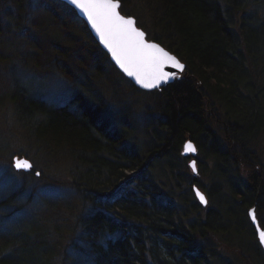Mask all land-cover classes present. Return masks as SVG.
Listing matches in <instances>:
<instances>
[{
	"label": "trees",
	"instance_id": "16d2710c",
	"mask_svg": "<svg viewBox=\"0 0 264 264\" xmlns=\"http://www.w3.org/2000/svg\"><path fill=\"white\" fill-rule=\"evenodd\" d=\"M52 1L54 5L66 7L58 0ZM150 1L159 9L160 33L149 37L159 40L187 63L184 74L155 91L160 95L158 104L164 120L162 127L154 132L153 146L134 147L130 130L104 117L100 105H94L87 96L77 102L78 110L56 106L31 97L14 77L13 90L7 95L20 121L37 142L44 144L46 151L65 150L75 159L77 176L73 184L81 200L87 199L92 205L97 196L102 197L113 211L105 212L98 203L99 206L92 205L94 209L82 217V223L88 221L87 243L82 248L83 259L88 264H210L204 260L206 255L202 250L194 251L196 245L192 244V238L196 225L183 222L181 215L186 214L185 210L163 191L160 181L144 180L146 176L139 175L132 181L139 182L142 191H129L131 194L126 195L105 193L116 188L129 170H145L156 162L174 170L188 138L202 152V145L209 146L208 153L221 171L234 166L233 163L245 167V184L240 185V190L234 185L231 187L235 193L238 191L239 200L234 198L236 203L226 206L227 210L241 215L243 207L255 205L264 217V159L250 146L264 135V15L261 20L257 16L264 0H256L250 17L245 12L249 11L252 0ZM121 8L125 9L123 4ZM0 31V47H13L11 32L3 27ZM89 38L95 47L90 34ZM57 44V40L50 39L47 47L55 48ZM2 53L0 57L7 60ZM51 54L59 56L52 51ZM75 56L69 53L64 60L68 62H59L67 76H72L71 65L81 62ZM104 58L108 60V56ZM212 115L224 123V135L218 134ZM207 140H211L208 146ZM230 151L236 152L235 160L227 155ZM174 178L177 180L176 173ZM190 195L187 192L181 197L189 200ZM209 211L208 221L228 225L222 221L221 213ZM37 217L7 233L0 230V264L57 263L61 233L51 238L47 234L50 222ZM51 223L63 229L56 219ZM119 223L128 227L125 237L106 241L109 234L122 232L117 229ZM64 228L65 231L73 229L70 225ZM201 233L209 234L205 230ZM27 246L32 252L26 255ZM174 251L177 252L174 254ZM52 258L54 263L50 261Z\"/></svg>",
	"mask_w": 264,
	"mask_h": 264
},
{
	"label": "rangeland",
	"instance_id": "374dc122",
	"mask_svg": "<svg viewBox=\"0 0 264 264\" xmlns=\"http://www.w3.org/2000/svg\"><path fill=\"white\" fill-rule=\"evenodd\" d=\"M0 1L2 2L0 28L11 32L14 41L11 45L13 47H0V53L3 52L2 54L7 57V60L0 57V202L9 195L14 199L6 202V205H0V230L7 233L17 226L21 228L38 215L37 218L41 221L50 222L48 224L51 228H47L48 236L54 238L61 233L62 242L60 252L56 256V264H88L81 256L79 258L75 239L70 238L72 234L74 236L83 229L76 225L75 229L65 231L64 227L69 224L64 226L63 220L70 212L62 209V206L72 207L71 209L76 210L81 219L94 209L92 205L99 206L98 203L106 209L105 212L113 211L102 197L97 196L92 205L87 199L81 200L78 189L73 184L77 176L75 173L77 162L65 150L51 155L46 153L44 144L35 140L7 98L13 90L11 81L14 78L19 79L18 82L33 98L75 110L79 109L77 102L87 96L94 105H100L104 117H110L111 122L118 121L122 128L130 130L134 147L142 149L154 145L156 141L154 132L162 127L160 124L164 120L158 104L160 95L155 92L158 89H144L134 84L126 73L121 72L117 65L111 62L110 54L91 36L96 45L94 47L89 38L91 32L84 20L75 9L74 12L71 11L73 7L68 3L63 7L54 5L52 0ZM119 1H122L125 8L121 11L128 16L134 15L140 27L145 29L149 36L154 37L160 33L157 25L159 9L154 2L152 4L150 0ZM20 2H24V5L22 6ZM249 3L251 7L245 15L250 17L254 14L251 11L254 12L252 7L256 0ZM22 8L23 11H20ZM53 12L57 15L53 16ZM258 13L260 14L257 16L261 20L264 15L263 6ZM50 39L57 40L59 44L55 48L51 46L48 48ZM51 51L59 56L52 55ZM69 53L77 55L75 58L81 61L79 64L76 63L77 65H71L72 72L68 68L72 76H67L59 64L68 62L64 60ZM106 56L108 60L104 58ZM212 116V124L218 128V134L221 136L224 132V123L217 121L218 116ZM208 143H211V140L206 141L207 146ZM252 144L250 145L252 149L264 159V135L257 139L256 144ZM202 146L204 150L202 152L199 149L195 164L197 172L189 165L191 159L184 160L187 158L181 151L174 170L170 171L161 162H156L145 170L140 168L129 170L128 176L121 179L116 188L108 189L105 193L126 195L129 191H140L142 189L140 183L132 181L139 175L141 178L143 175L148 176L147 180L150 181L157 179L162 184L163 191L185 210L186 214L181 215L183 222L187 225L191 222L193 227L196 225L192 244L196 245L194 251L202 250L201 252L206 255L204 260H209L210 264H264V250L250 220L249 208L243 207L241 215L229 212L226 208L236 203L233 201L234 198L239 200L238 191L235 193L231 187L234 185L240 190V185L245 184L247 179L245 167L233 163L234 166H227L223 172L220 167H216L213 157L209 155L210 150H207L209 146L207 148ZM235 153L230 151L227 155L235 160ZM17 160H27L32 167L27 170L17 169L15 167ZM174 173L177 174V180ZM197 182L209 200L205 205L197 200L192 190L193 183ZM187 192L191 194L189 200L181 197V194L185 195ZM194 201L195 205L192 206ZM51 207L53 213L49 210ZM211 209L221 213L222 221L228 225L208 221ZM57 212L60 218H54V213ZM69 217L74 218L73 214ZM258 218L264 220L259 213ZM54 219L63 229L54 227L55 223H51ZM207 221L210 224H207ZM262 225L264 227L263 223ZM201 230L209 234L201 233ZM122 231L126 233L125 230ZM183 252L186 254V251ZM164 254L168 256V253Z\"/></svg>",
	"mask_w": 264,
	"mask_h": 264
},
{
	"label": "snow or ice",
	"instance_id": "6c2138e0",
	"mask_svg": "<svg viewBox=\"0 0 264 264\" xmlns=\"http://www.w3.org/2000/svg\"><path fill=\"white\" fill-rule=\"evenodd\" d=\"M87 17L101 42L109 49L119 67L146 89L157 88L176 77L184 70V65L162 47L145 40V33L135 26L133 18H125L119 12V0H70ZM173 68L176 72L166 71ZM186 153L195 152L192 143L184 146ZM17 169H30L27 160H17ZM195 170V162L192 164ZM38 174V173H37ZM196 195L201 202L205 197L198 190ZM253 223H257L255 210L249 211ZM260 243L264 244V230L257 227Z\"/></svg>",
	"mask_w": 264,
	"mask_h": 264
},
{
	"label": "bare ground",
	"instance_id": "6f19581e",
	"mask_svg": "<svg viewBox=\"0 0 264 264\" xmlns=\"http://www.w3.org/2000/svg\"><path fill=\"white\" fill-rule=\"evenodd\" d=\"M120 4H122V1H121V3ZM85 23H86V26H87V28H88V30L91 32V36H93V38L95 39V41H97L96 40V38H95V36L93 35V33H92V31L90 30V28L88 27V24H87V22L85 21ZM172 51V50H171ZM173 52V51H172ZM174 53V52H173ZM176 56H177V54L176 53H174ZM93 105V104H92ZM161 114V113H160ZM45 151H46V149H45ZM46 153H50V155L51 154H56V151H46ZM33 169V168H32ZM148 177V176H147ZM147 177H144V180H147ZM149 178V177H148ZM148 181H149V179H148ZM193 190V189H192ZM194 193H195V195H196V192H195V190H194ZM196 198H197V200L198 201H200V199L198 198V196L196 195ZM11 200H13V198L11 197V195H9V197L8 198H4V199H1V202L0 203H2V202H9V201H11ZM201 202V201H200ZM201 204H202V202H201ZM53 206H56L57 207V205H53ZM63 208L62 209H66V211L67 212H70L69 214H68V216H66L65 218H64V220H63V225L65 226L66 224H69L70 226H71V228H73V229H75V226L76 225H79V227H81L82 229H83V231L82 232H80V233H76V235H74L73 236V238L75 239V241H74V243H75V245L77 246V249H78V256H79V258H80V256L83 258L84 257V255L82 254V248H84L85 249V247H86V243H87V234H88V230H87V225H88V221H84L83 223H82V219H81V217L79 216V214L77 213V211L76 210H74V209H71L72 207H69V206H62ZM52 213H53V211H52V207L49 209ZM48 210V211H49ZM70 214H73V217L74 218H70L69 217V215ZM60 215L58 214V212L57 213H54V218H60L59 217ZM85 216H86V214H85ZM83 224V225H82ZM84 226V227H83ZM126 225H125V223H119V225H117V229H122V230H125V228H127L128 229V227H125ZM121 230V231H122ZM120 234V235H119ZM125 233L122 231L121 233H118L117 235H111V234H109V238L106 240V241H109V239H112V241H114L115 239L116 240H118V239H120V238H124L125 236ZM77 238H78V241H77ZM80 243V245L78 246V244ZM10 247V246H9ZM29 252H32L31 251V248H28V246L25 248V250H24V254H29ZM177 251H174V254L176 253ZM52 263H54L53 261H54V258H52L51 260H50Z\"/></svg>",
	"mask_w": 264,
	"mask_h": 264
},
{
	"label": "water",
	"instance_id": "95a60500",
	"mask_svg": "<svg viewBox=\"0 0 264 264\" xmlns=\"http://www.w3.org/2000/svg\"><path fill=\"white\" fill-rule=\"evenodd\" d=\"M61 1H63V2H67L69 5H71L77 12H78V14H79V16L83 19V20H85L86 22H87V24H88V27L90 28V30L92 31V33H93V35L95 36V38H96V40H97V42H99V43H101V45H102V47L111 55V59L114 61V63H116V61H115V59L112 57V54H111V52L109 51V49L101 42V40H100V38H99V35L96 33V31H95V29L92 27V25H91V23L88 21V19H87V17L84 15V13L83 12H81L78 8H76L73 4H71L70 3V0H61ZM119 3H121V1H119ZM121 5V4H120ZM119 12H120V14L122 15V16H124L125 18H133L134 20H135V26L139 29V30H141V31H143L144 33H145V40H146V42H148V43H154V44H157V45H159L160 47H162L165 51H167L170 55H172V56H175L176 57V59L177 60H179V62L180 63H182L183 65H184V68L186 67V64L184 63V62H182V60H180L179 59V57L178 56H176L174 53H172L169 49H165L158 41H156V40H154V41H150L149 39H147V33H146V31L144 30V29H141V28H139L138 26H137V22H136V18L134 17V16H125L122 12H121V10L119 9ZM117 64V63H116ZM117 66L119 67V65L117 64ZM119 69L122 71V72H124L120 67H119ZM166 71H169V72H176V70L175 69H173V68H166L165 69ZM182 72V71H181ZM125 73V72H124ZM178 73V72H177ZM128 76V75H127ZM128 77H130V79L132 80V82L135 84H137V85H139V86H141L140 84H138L137 82H136V80H135V78L134 77H131V76H128ZM174 79H170V80H168L167 82H172ZM166 82V83H167ZM166 83H161L160 84V86L159 87H161V86H163V85H165ZM142 87V86H141ZM142 88H144V87H142ZM144 89H146V88H144ZM152 89H157V88H152ZM152 89H149V90H152ZM192 143L193 145H194V142L192 141H187V143ZM186 143V144H187ZM194 147H195V149H196V146L194 145ZM197 151V150H196ZM196 151L195 152H191V153H193V154H196ZM186 153V152H185ZM190 153V152H189ZM27 170V169H26ZM195 190H198L201 194H203L204 195V197H205V200H206V203H207V199H206V195L201 191V190H199L198 189V187H195ZM204 203V202H203ZM205 204V203H204ZM255 210V215H256V209H255V206H252L251 208H250V210ZM256 219H257V223H253L254 224V226H255V229H256V231H257V227H259L261 230H264V228L261 226V223H260V221L258 220V218L256 217ZM252 220V219H251ZM259 239V238H258ZM262 246H263V249H264V244H262Z\"/></svg>",
	"mask_w": 264,
	"mask_h": 264
}]
</instances>
